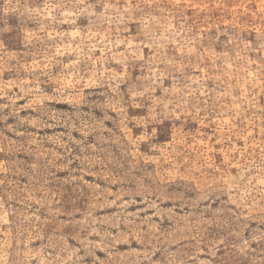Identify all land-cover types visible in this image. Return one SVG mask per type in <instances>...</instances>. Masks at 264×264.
<instances>
[{
	"label": "rangeland",
	"instance_id": "1",
	"mask_svg": "<svg viewBox=\"0 0 264 264\" xmlns=\"http://www.w3.org/2000/svg\"><path fill=\"white\" fill-rule=\"evenodd\" d=\"M0 264H264V0H0Z\"/></svg>",
	"mask_w": 264,
	"mask_h": 264
}]
</instances>
